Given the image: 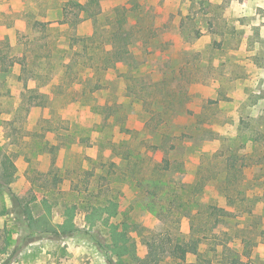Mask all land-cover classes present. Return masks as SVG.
Returning a JSON list of instances; mask_svg holds the SVG:
<instances>
[{"label": "rangeland", "instance_id": "rangeland-1", "mask_svg": "<svg viewBox=\"0 0 264 264\" xmlns=\"http://www.w3.org/2000/svg\"><path fill=\"white\" fill-rule=\"evenodd\" d=\"M70 1L0 0V160L8 155L16 167L14 179L0 186V264H137L110 249V223L121 230L127 220L134 244L128 246L143 257L144 239L161 236L177 213L153 214L150 196L129 177L132 167L128 175L112 174L109 190L97 175L105 171L100 160L121 162L120 153H111L114 143L118 151L122 141L143 144L151 154L143 138L156 133L158 121L167 122L178 160L165 178H201L206 198L220 181H241L223 170L228 154L236 159L227 165L247 170L243 182L257 181L264 166V0H98L107 15L118 6L131 14V56L96 68L88 79L79 73L95 69L87 68L90 53L69 45V36L91 34L92 20L56 23L72 19L77 8ZM64 2L65 19L57 14ZM36 21L53 24L44 29ZM13 54L18 63L11 68ZM138 164L151 169L153 162ZM10 191L29 206L30 226ZM110 200L119 204L116 217L103 207ZM248 222L264 226V198ZM180 229L188 232L186 217ZM238 241L235 248L242 247ZM194 259L188 254V262ZM167 260L160 264H173ZM251 262L264 264V241L254 246Z\"/></svg>", "mask_w": 264, "mask_h": 264}, {"label": "trees", "instance_id": "trees-1", "mask_svg": "<svg viewBox=\"0 0 264 264\" xmlns=\"http://www.w3.org/2000/svg\"><path fill=\"white\" fill-rule=\"evenodd\" d=\"M69 3L71 7L77 8L76 12H72V19L62 20L60 18V21L56 23L73 27L76 23L89 18L93 23L91 34L76 35L72 33L69 36V45H77V47L82 49L83 54L85 52L90 53L87 56L90 65L87 68H95L93 72L91 70H82L79 73V79H88L90 75L98 70L96 68L102 66L106 69L114 68L118 63L125 61L131 56L130 45L132 40L130 38L131 30L129 27L131 14L126 7H115L113 9V16H110L102 11L98 0H71ZM91 4L97 7L93 12L89 8ZM67 6L69 7L68 3L65 2L59 5L57 10L58 16H64V19L69 17L66 12ZM104 18H106L105 22H103ZM35 23L45 26L44 29H46L47 27H52L53 21H36L34 25ZM92 45L94 46L92 47ZM92 52H94L93 55H91ZM94 55L97 56L96 59H94L95 57L93 58ZM15 56L13 54L9 61L11 68L15 67L18 63L15 61ZM22 63H24L23 67H25V62ZM62 63L69 68L70 63L67 64L66 61ZM84 63L82 62L81 64L84 65ZM81 64L79 63L78 65L80 66ZM82 68L84 67L82 66ZM135 71L139 72L138 70ZM132 77L139 79L134 75ZM48 79H50L49 82L52 81V77ZM95 82L98 84L99 80L97 79ZM162 82L163 79L160 83ZM161 96L162 98L166 97V91ZM163 101L169 103L172 99L167 97ZM159 122L157 123L158 126L151 130V132L156 133H150V135L148 133L147 138H143L145 144L152 143L151 145L154 150L151 151V154H148L144 149L142 150L143 144L134 147L127 146L122 141L119 144V152L116 150L117 145L114 143L112 152H110L115 156L120 153L121 162L116 164L111 160L114 163L112 166L100 160L99 165L105 168V171L98 173V175L96 172L95 175L104 180L105 184L107 183L106 188L109 190V183L111 182L109 179L112 177V174L119 170L120 173L128 175L127 168L132 167L134 173L131 176L129 175V177L135 179V183H137L142 193L144 192L150 196L152 205L149 206V209L153 214H160L166 211V209H171V211H175L177 214L169 223L171 228L163 225L164 228L162 226L159 229V235L162 237L151 234L150 239L142 241L147 247L143 257L137 256L134 253L135 249L129 248V246L134 244L133 239L125 232V228L128 227L127 220L120 222L121 230H118V224L110 223V235L112 238L110 249L115 251L121 258L125 254L130 255L137 264H160L165 257L166 259L168 257L167 261L173 264H252L251 256L254 246L259 241H264V226H256L254 223L248 222V220L255 216V209L260 199L264 198V166H259L261 172L260 178L257 181L246 183L242 179L246 175L247 170L236 166V163L230 166L227 165L230 159H236L234 154L232 156L231 153L228 154L225 158L226 163L223 170L227 174H238L242 179L239 182L220 181L216 183V193L210 194L206 198V183L201 178H187L186 176L184 179L180 177L175 180L165 178L167 174H174L178 160L171 156L175 144L171 140L173 139L172 134L165 130L167 122L161 120L162 125ZM144 123L146 124V121ZM117 124L118 120L113 119L112 127H115ZM158 133L160 134V138L158 137ZM158 151H162L163 153L160 160L156 157ZM111 153L108 155L109 161L112 158L110 156ZM145 159L153 162L151 169L138 164ZM179 163L181 162L179 161ZM125 164L126 167H124ZM0 166L1 186L14 179L16 167L8 155H3V158L0 160ZM178 167L177 169H179ZM180 167L181 171L183 169L182 165ZM89 175L92 176L94 174L89 171ZM55 184L53 183V185ZM52 191L50 190V192ZM105 194L108 197L110 193L107 194L105 192ZM10 199L17 203L20 217L27 220V226H30L29 221H33L34 219L30 214V208L27 203L21 201L11 191ZM103 207L108 209L107 212L112 213L113 217H116L119 213V204L116 201L112 200L109 205H104ZM182 217H186L188 220V232L186 234L180 229V219ZM98 218L101 219V222L103 220L107 222V218L102 217L101 213H98ZM234 218L236 220L232 222ZM14 219H18L17 215ZM236 239L239 240L238 243H242V247H234L233 242H236ZM4 241L8 242V240ZM248 244H251V246H248ZM188 254L195 256L193 262L187 261Z\"/></svg>", "mask_w": 264, "mask_h": 264}]
</instances>
